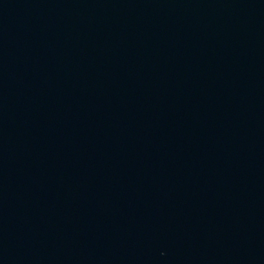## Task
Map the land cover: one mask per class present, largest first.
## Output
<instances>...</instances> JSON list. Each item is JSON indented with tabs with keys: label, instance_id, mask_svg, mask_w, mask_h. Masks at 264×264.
I'll list each match as a JSON object with an SVG mask.
<instances>
[{
	"label": "water",
	"instance_id": "95a60500",
	"mask_svg": "<svg viewBox=\"0 0 264 264\" xmlns=\"http://www.w3.org/2000/svg\"><path fill=\"white\" fill-rule=\"evenodd\" d=\"M0 264H264V0H0Z\"/></svg>",
	"mask_w": 264,
	"mask_h": 264
}]
</instances>
